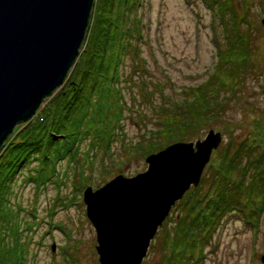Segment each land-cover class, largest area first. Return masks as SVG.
<instances>
[{"label":"rangeland","instance_id":"rangeland-1","mask_svg":"<svg viewBox=\"0 0 264 264\" xmlns=\"http://www.w3.org/2000/svg\"><path fill=\"white\" fill-rule=\"evenodd\" d=\"M138 1L120 0L119 7L115 6L112 13V23L119 32L122 29L126 32L130 44L118 68L119 76L111 77L113 72H108L112 79L119 77L123 110L118 115L122 127L116 130L118 134L108 152L94 147L89 138H84L74 162H69L67 157L59 160L55 164L57 175L51 178L55 180L50 182L47 174L46 185L34 186L30 181L25 182L22 175L18 177L11 201L19 206L18 217L21 224L27 226L21 237L23 256L19 255L18 260L21 263L22 257V264H100L95 248V230L85 212L84 189L87 186L96 188L117 174L132 176L146 169L142 157L145 155L141 151L130 152L128 147L150 139L155 115L149 109V102L183 103L185 95H198V87L216 79L222 89L220 95L230 88L232 93L215 113H223L224 118L219 117L216 123L208 121L199 138L203 139L210 129L218 131L217 151L210 156L198 184L191 185L173 203L138 264H162V250L171 253L172 249L180 251L186 264H264V191L260 192L252 182H264V174L256 171L253 157L264 156V33L260 21L264 0H232L230 14L225 23L220 24L216 22L222 15L214 18L215 0ZM96 7L93 17L97 14ZM112 23L108 24L112 27ZM230 23H239L240 29L248 32L249 42L253 43H250V53L247 54L248 63H235L234 73L240 78L224 73L227 67L219 56L226 41L235 37L233 29L237 25L231 26ZM119 48L117 41L115 50ZM108 83L110 90L105 94L112 98L111 80ZM192 86L195 93L190 92ZM49 100V97L44 98L35 116ZM201 105L203 111H209L207 101ZM20 126L16 125L15 131ZM243 142L255 148L251 152L240 149L243 163L240 175L237 168H231L230 176L225 178L212 172L217 168L210 165L222 162L220 153L224 146H228V153H233ZM36 164L37 161L31 162L22 174L34 169ZM235 180L243 182L245 187H239ZM198 187L199 196L194 191ZM219 189L230 196L235 209L225 212L220 219L216 212L217 223H212L216 224L214 232L202 247L175 246L172 233L165 235L163 226L174 223L176 216L194 206L192 199L188 200L191 196L197 200L199 197L200 203H204L215 200ZM193 192L196 196L192 195ZM231 194H236L238 200ZM202 203L191 213L192 216H196L197 209L202 211ZM205 217H208L207 213ZM199 222L202 225L203 220L199 219ZM208 227L205 226L204 232Z\"/></svg>","mask_w":264,"mask_h":264},{"label":"trees","instance_id":"trees-1","mask_svg":"<svg viewBox=\"0 0 264 264\" xmlns=\"http://www.w3.org/2000/svg\"><path fill=\"white\" fill-rule=\"evenodd\" d=\"M231 1H214L215 8L220 9L217 15H222L216 23H225V18L230 14L229 3ZM120 3V0H93L88 24L79 47V55L69 68L63 83L45 96V98L49 97L50 100L46 102L44 108L36 116L32 117V120L21 121L18 130L15 131L14 128L12 135L10 134L12 137L8 135L7 139L0 145V264H22V257L20 263L18 256H23L24 246L21 237L24 234L22 233L23 229L27 230V226H23L20 222L21 219L18 217L19 206L11 201L12 191L18 177L22 175L25 182L30 181L34 186L46 185L49 178L47 174L50 175V182L55 180L51 178L57 175L55 164L59 160L67 157L69 162H74V156L79 152L78 146L84 138H89V142L91 141L94 147H99L108 152L114 136L118 134L116 130L122 127L121 117L118 115V112L121 110L119 113L121 114L123 110L121 87L118 86L119 81L117 80L119 77L111 78L119 76L118 68L121 65L122 56L125 54L127 46L130 45L125 35L126 32L123 29L119 32L118 27L112 23L113 9L115 6L119 7ZM95 7L98 9L96 17H93ZM108 23H112V27ZM230 24L235 27L237 25V28L233 29L235 43L231 47L227 45L230 47L228 51L231 50L233 60L230 61V57L226 58L228 53L226 55L220 53V55L227 67L224 73H228L234 78H240L241 76L234 73L235 63L240 61H245V64L248 63L247 54L250 53L249 47L252 42H249L250 39L246 37L248 32L240 29L239 23ZM117 41L120 44L119 50H115ZM109 71L113 72L111 77L108 75ZM108 80H111L112 83V98L106 97L105 94L106 90H110ZM214 80L212 82L210 79L205 85L198 87V95L191 96L190 93L185 95L183 103L178 101L173 104L149 102V109L155 115L154 126L150 130V139L128 147L129 151L134 153L141 151V154L147 155L149 152L157 151L176 140L188 141L197 138L199 131L206 126L208 121L216 123V119L218 121L219 118V114L215 115L216 111L232 92L230 88L228 91H223V95H220L222 89L219 86V81ZM190 89L191 93H195V87L192 86ZM233 91L235 92L234 89ZM204 101L208 102L207 109L209 111H203L201 104ZM213 101L214 103H212ZM115 117L117 118L114 119ZM112 121L114 123L111 124ZM239 146L233 153H228V146H224L220 153L222 162L210 165L217 168L213 169L212 172H216L220 174L221 178H225L230 176L231 168H237L240 175L243 171L240 149L244 148L243 151L251 152V149L255 147L247 142H243ZM88 153L89 151H86V154ZM227 156H229V163ZM253 157L256 159L254 162L256 171L264 174V156L255 155ZM33 161H37V167L35 165L34 169L27 170V174L23 175L24 168ZM252 182L256 184L255 187L260 192L264 191V182L259 180ZM235 183H238L239 187H245V184L242 185L243 182H239V180H235ZM219 190L217 196L214 197L215 200L201 202L204 204L202 206L203 213L199 208L196 216L191 215L196 207L201 204L199 197L197 200L191 196L188 200L192 199L191 204L194 206H189V210L182 212L181 215L178 213L180 216H176L174 223L171 222L170 225L165 224L163 226L165 235L172 233L173 236L171 237L175 246L202 247L207 242L208 236L214 232L216 224L212 223L215 221L217 223L216 212H218L217 217L220 219L225 212L235 209L233 203H230V196L224 193L222 189ZM194 191L199 196L200 187ZM192 195H195L194 192ZM231 195L237 199L236 194ZM15 208L16 210H14ZM206 213L208 217H205ZM245 217L247 220H251L249 215H245ZM199 219L203 220L202 225H200ZM205 226H209V231L204 232ZM28 229L30 230V226ZM162 248L160 247V249ZM171 251L168 253L166 250H162V253L164 252L162 264H186L184 262L186 259L182 258L179 250L172 249ZM166 253L170 255L167 257Z\"/></svg>","mask_w":264,"mask_h":264},{"label":"water","instance_id":"water-1","mask_svg":"<svg viewBox=\"0 0 264 264\" xmlns=\"http://www.w3.org/2000/svg\"><path fill=\"white\" fill-rule=\"evenodd\" d=\"M93 0H0V145L32 118L79 55ZM264 12V9H263ZM261 22L264 29V13ZM220 133L146 155V169L83 191L100 264H138L173 203L196 185Z\"/></svg>","mask_w":264,"mask_h":264},{"label":"bare ground","instance_id":"bare-ground-1","mask_svg":"<svg viewBox=\"0 0 264 264\" xmlns=\"http://www.w3.org/2000/svg\"><path fill=\"white\" fill-rule=\"evenodd\" d=\"M215 7V6H214ZM220 9L219 8H216V9H214V18H216V15H217V13H218V11H219ZM262 13H264L263 11H262ZM261 18H263V15L261 16ZM233 21H235V20H233ZM261 21V20H260ZM236 24H238V23H236ZM261 24H262V22H261ZM231 26H232V24H230ZM224 27V26H223ZM262 28H263V25H262ZM224 30L225 31H227L226 29H225V27H224ZM221 31H222V28H221ZM222 33H224V31H222ZM263 33H264V29H263ZM263 37V36H262ZM216 39H217V37H216ZM216 39H214V45H216ZM244 39H246V38H244ZM233 43H235V41H234V39L230 42V43H228V41H226V45H230V47H231V45L233 44ZM226 45H224L225 46V48L222 50V51H220V53H224V55H226V53H228V55H226V58H228V57H230V61H232L233 59H232V55H231V50L230 51H228V49H230V47H226ZM217 53V52H216ZM219 53V52H218ZM220 53H219V55H220ZM124 56V55H123ZM122 56V57H123ZM221 56V55H220ZM222 57V56H221ZM122 63H123V61H122ZM222 63H224L223 62V60H222ZM224 71H226V70H224ZM212 103H214V101L212 102ZM219 117H220V114H219ZM220 118H224V115H223V113H222V117H220ZM16 126H14V128H15ZM14 130V129H13ZM13 132V131H12ZM200 133H201V130L199 131V137H200ZM199 137H197V138H194V139H191V140H189V141H195V140H197V139H200ZM7 139V138H6ZM176 141H178V140H176ZM175 141V142H176ZM216 149V148H215ZM153 152H155V151H151V152H149L148 153V155L149 154H151V153H153ZM212 153H213V151L211 152V155H212ZM142 157H144V160H145V162H146V164L148 165V161H147V159H146V155L145 156H142ZM146 165V166H147ZM84 202V201H83ZM84 204H85V202H84ZM85 209H86V204H85Z\"/></svg>","mask_w":264,"mask_h":264}]
</instances>
